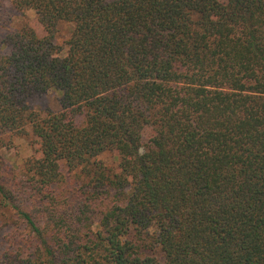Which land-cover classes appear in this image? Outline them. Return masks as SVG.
Listing matches in <instances>:
<instances>
[{"label":"trees","instance_id":"1","mask_svg":"<svg viewBox=\"0 0 264 264\" xmlns=\"http://www.w3.org/2000/svg\"><path fill=\"white\" fill-rule=\"evenodd\" d=\"M9 5L0 136L33 152L0 158V264H264V0Z\"/></svg>","mask_w":264,"mask_h":264},{"label":"rangeland","instance_id":"2","mask_svg":"<svg viewBox=\"0 0 264 264\" xmlns=\"http://www.w3.org/2000/svg\"><path fill=\"white\" fill-rule=\"evenodd\" d=\"M0 6L5 10L12 20L11 28L17 27L19 20L15 18V12L10 8L9 0H0ZM26 18L28 19V25L33 29L37 36L43 34L41 27L36 23L32 12H26ZM68 26L59 25L56 32L55 42L58 45H62V42L68 36ZM29 107L39 113L44 112H57L59 110L58 94L53 91H49L45 94L32 96L27 100ZM150 135L148 129L144 130V136ZM31 139L26 137H20L16 135H2L0 136V158L3 160L2 164V177L6 181L9 176V170H12L15 174L19 171L21 162L23 159L30 156L33 152ZM115 155L106 153L100 156L98 159L102 161L106 166H115Z\"/></svg>","mask_w":264,"mask_h":264}]
</instances>
